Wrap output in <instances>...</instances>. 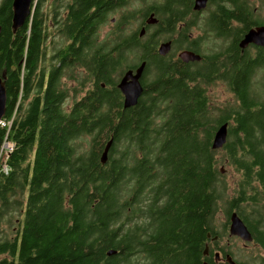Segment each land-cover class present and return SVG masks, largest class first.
<instances>
[{
  "label": "trees",
  "instance_id": "trees-1",
  "mask_svg": "<svg viewBox=\"0 0 264 264\" xmlns=\"http://www.w3.org/2000/svg\"><path fill=\"white\" fill-rule=\"evenodd\" d=\"M2 1L0 69L4 23H10V7ZM82 16L73 11L64 20L66 37ZM95 16L88 14L86 27ZM27 30L6 52L9 60L19 56L20 62L5 86L4 118L14 111L17 116L9 135L15 143L10 170H0V264L109 262L105 245L113 231L155 225L145 198L133 201L131 193L135 184L160 180L176 205L165 223L171 234L164 258L196 261L205 233L222 211L227 217L237 213L254 233L264 229V136L244 94L218 105L195 84L193 68L175 67L174 74H167L165 65L145 83L138 104L124 110L117 84L137 55L122 52L110 61L111 56L95 50L79 61L87 75L73 74V86L61 83L65 72L57 73L54 63L52 83L44 92L39 79L35 91L31 72L26 78L22 68L32 49ZM88 45L96 46L91 34ZM68 91L74 100L64 108L62 93ZM156 110L163 114L158 125L152 120ZM225 123L227 143L213 150L215 132ZM3 137L0 128V144ZM111 139L110 164L102 168L100 156ZM131 162L140 165L131 169ZM229 170L234 176L228 185ZM118 244L123 242L118 239Z\"/></svg>",
  "mask_w": 264,
  "mask_h": 264
},
{
  "label": "flooded vegetation",
  "instance_id": "flooded-vegetation-1",
  "mask_svg": "<svg viewBox=\"0 0 264 264\" xmlns=\"http://www.w3.org/2000/svg\"><path fill=\"white\" fill-rule=\"evenodd\" d=\"M12 3L7 0L10 23H4L1 39L0 78L6 87L9 72L16 70L20 62L19 56L9 60L6 52L10 45L20 43L23 30L28 28L32 49L31 55L22 59V68L26 78L31 72L35 91L39 79L44 92L52 83L54 63L57 73L65 72L61 83L73 86V74L87 75L79 61L87 58L89 50L108 54L113 58L110 61L122 52L131 58L136 53L133 67L125 72L136 74L145 64L140 78L143 88L165 65L167 74H174L171 68L175 67L193 68L195 84L203 90L228 95L231 101L235 94H244L264 136V0H32L29 16L15 30ZM73 11L83 15L82 20L66 37L63 23ZM89 13L96 16L94 23L86 27L84 19ZM89 34L94 36L95 47L88 45ZM185 53L195 54L200 60L185 62L181 58ZM112 67L110 64L109 69ZM62 94L63 107L69 108L74 92ZM121 153L118 151L117 156ZM109 160L110 156L101 167L109 166ZM139 165L131 162V169ZM137 197L145 198V208L155 218V225L113 231L105 245L110 261L103 264H264V229L256 233L248 229L252 240L246 242L230 234L231 215L225 217L219 230L212 224L205 233L196 261L177 263L164 258V245L171 234L166 219L176 211L172 194L160 180L135 184L131 199L137 201ZM118 239L123 244H118ZM109 251L115 253L108 256Z\"/></svg>",
  "mask_w": 264,
  "mask_h": 264
},
{
  "label": "water",
  "instance_id": "water-1",
  "mask_svg": "<svg viewBox=\"0 0 264 264\" xmlns=\"http://www.w3.org/2000/svg\"><path fill=\"white\" fill-rule=\"evenodd\" d=\"M32 0H13V29H17L21 26L24 20L30 14ZM165 54L164 51L161 52ZM182 60L185 62H193L195 60H200L199 56H196L192 53H185L181 56ZM145 68V64H142L138 69L136 74H133L132 70L126 71L117 84L118 90L121 92L123 96V109L127 110L135 107L139 99L143 95V87L140 83V78L142 76L143 69ZM103 87L105 85H102ZM6 90L5 84L0 78V120L6 114ZM228 140V123L222 124L215 132L213 141H212V149L218 150L222 149ZM112 146V139L106 144L103 153L100 156V163L105 165L109 159V152ZM221 173L224 174V168L220 169ZM231 224H230V234L234 236H238L244 241H251V233L248 230L247 226L243 223L241 218L237 215V213L233 212L231 214ZM114 251H109L108 256L113 255Z\"/></svg>",
  "mask_w": 264,
  "mask_h": 264
},
{
  "label": "built area",
  "instance_id": "built-area-1",
  "mask_svg": "<svg viewBox=\"0 0 264 264\" xmlns=\"http://www.w3.org/2000/svg\"><path fill=\"white\" fill-rule=\"evenodd\" d=\"M17 111H14L9 118L0 120V128L4 130L5 140L0 144V170L7 174L10 170L8 161L15 150V143L9 140V132L15 123Z\"/></svg>",
  "mask_w": 264,
  "mask_h": 264
},
{
  "label": "rangeland",
  "instance_id": "rangeland-1",
  "mask_svg": "<svg viewBox=\"0 0 264 264\" xmlns=\"http://www.w3.org/2000/svg\"><path fill=\"white\" fill-rule=\"evenodd\" d=\"M0 3H1V0H0ZM209 95H210L211 99L214 101V103H216L218 105H223L228 100V95H225V94H222V93L212 92V93H209ZM160 106L163 107V104H160ZM164 107H166V105ZM154 115L155 116L152 117L153 118L152 119L153 122L156 125L160 124L162 122V119H163L162 112H160L158 114V111L156 110ZM16 116H17V114H16ZM9 135H10V132H9ZM229 172L230 173L228 174L227 179H226V183L228 185L233 183V176H234V173L231 170H229ZM218 186H222V184L219 183ZM122 194L126 195L127 194V190L123 191ZM225 217H226V215H225L224 211L219 212L218 214L215 215L214 220L212 222V224L215 227V229H218V230L220 229L219 225H221L223 223Z\"/></svg>",
  "mask_w": 264,
  "mask_h": 264
},
{
  "label": "bare ground",
  "instance_id": "bare-ground-1",
  "mask_svg": "<svg viewBox=\"0 0 264 264\" xmlns=\"http://www.w3.org/2000/svg\"><path fill=\"white\" fill-rule=\"evenodd\" d=\"M4 140H5V134H4V137H3V141H4ZM3 141H2V142H3ZM241 220H242V219H241ZM243 223H244V222H243Z\"/></svg>",
  "mask_w": 264,
  "mask_h": 264
}]
</instances>
